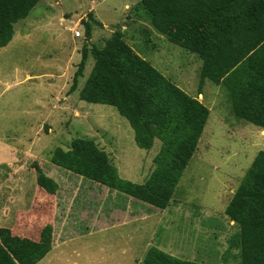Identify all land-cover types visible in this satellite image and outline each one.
<instances>
[{
    "label": "rangeland",
    "instance_id": "374dc122",
    "mask_svg": "<svg viewBox=\"0 0 264 264\" xmlns=\"http://www.w3.org/2000/svg\"><path fill=\"white\" fill-rule=\"evenodd\" d=\"M139 1L40 0L0 48V143L11 147L0 149V231L13 229L21 240L25 231L33 240L37 228L30 211L45 212L53 226L52 248L37 264H139L151 247L180 260L239 264V249L230 248L238 227L224 211L264 151V130L235 118L222 85L206 80L201 88L198 99L209 117L164 210L51 162L56 148L67 150L81 138L108 154L122 180L142 184L154 168L158 140L148 151L138 148L115 108L79 99L93 68L91 56L77 90L68 94L83 47L101 48L114 32L121 31L135 52L187 95L197 96L201 61L134 16ZM84 22L92 25L90 39ZM33 164L58 184L45 209L32 206L33 199L42 201Z\"/></svg>",
    "mask_w": 264,
    "mask_h": 264
},
{
    "label": "trees",
    "instance_id": "16d2710c",
    "mask_svg": "<svg viewBox=\"0 0 264 264\" xmlns=\"http://www.w3.org/2000/svg\"><path fill=\"white\" fill-rule=\"evenodd\" d=\"M39 1L0 0V48L10 43L14 25L26 19ZM131 10L170 43L201 61L197 96L187 95L135 52L121 31L114 32L101 48L83 47L68 94L77 90L91 56L93 68L78 92L79 99L115 108L128 121L138 148L148 151L158 140L154 168L142 184L122 180L108 154L94 141L81 138L72 140L67 150L56 148L51 162L164 210L196 152L209 117V109L198 99L206 80L226 89L235 118L264 130V0H140ZM83 25L90 39L92 25ZM33 168L36 189L43 195L42 201L33 199L32 206L40 204L45 209L58 184L37 164ZM30 212L37 228L34 239H26L24 231L21 240L12 234L13 229L3 228L0 264H37L52 248L51 221L45 212ZM224 212L238 227L230 248L239 249V264H264V151L255 156ZM139 264L201 263L180 260L151 247Z\"/></svg>",
    "mask_w": 264,
    "mask_h": 264
},
{
    "label": "crops",
    "instance_id": "0c3cea01",
    "mask_svg": "<svg viewBox=\"0 0 264 264\" xmlns=\"http://www.w3.org/2000/svg\"><path fill=\"white\" fill-rule=\"evenodd\" d=\"M61 19L64 20V18H60V20H61ZM74 38H75V37H74ZM79 38H80V37H79ZM75 39H77V38H75ZM200 96H201V95H200ZM0 149H1L2 151H3V150H4V151H8L9 149H11V147H9V146H7V145H5V144L3 145V144L0 143ZM1 159L3 160V156H2ZM3 161H4V160H3Z\"/></svg>",
    "mask_w": 264,
    "mask_h": 264
},
{
    "label": "built area",
    "instance_id": "2783aa9c",
    "mask_svg": "<svg viewBox=\"0 0 264 264\" xmlns=\"http://www.w3.org/2000/svg\"><path fill=\"white\" fill-rule=\"evenodd\" d=\"M78 25H76V27H75V29H74V33H73V36L75 37V38H79L80 36H81V34H80V31H78Z\"/></svg>",
    "mask_w": 264,
    "mask_h": 264
},
{
    "label": "water",
    "instance_id": "95a60500",
    "mask_svg": "<svg viewBox=\"0 0 264 264\" xmlns=\"http://www.w3.org/2000/svg\"><path fill=\"white\" fill-rule=\"evenodd\" d=\"M200 96V95H199Z\"/></svg>",
    "mask_w": 264,
    "mask_h": 264
}]
</instances>
